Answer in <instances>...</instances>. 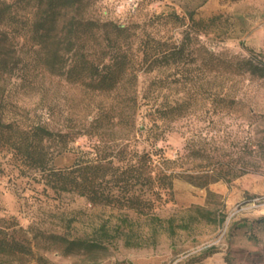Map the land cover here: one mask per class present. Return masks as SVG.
Instances as JSON below:
<instances>
[{
	"label": "rangeland",
	"instance_id": "1",
	"mask_svg": "<svg viewBox=\"0 0 264 264\" xmlns=\"http://www.w3.org/2000/svg\"><path fill=\"white\" fill-rule=\"evenodd\" d=\"M36 1L0 0L11 4L20 59L0 76V228L34 251L0 264H184L212 246L216 253L193 264H264V77L247 62H264V0H85L84 18L127 29L120 55L129 67L112 90L44 66L30 30ZM86 39L85 53L100 61L109 40ZM161 44L168 56L157 59ZM106 55L101 62L111 61ZM37 125L54 132L43 141L53 166L121 148L147 152L175 175L173 194L156 209L161 217L200 205L223 210L225 220L171 235L133 210L57 192L11 144ZM206 177L207 187L196 183ZM102 224L118 235L104 249L66 254L54 236L100 240Z\"/></svg>",
	"mask_w": 264,
	"mask_h": 264
},
{
	"label": "trees",
	"instance_id": "2",
	"mask_svg": "<svg viewBox=\"0 0 264 264\" xmlns=\"http://www.w3.org/2000/svg\"><path fill=\"white\" fill-rule=\"evenodd\" d=\"M84 1L37 0V14L30 28L31 36L38 47L39 57L48 70L73 81L86 82L94 89L112 90L116 88L129 67L125 59L126 54L120 55V40L126 35L127 29L114 22L101 24L93 19L84 18L80 12ZM205 1L201 0L199 5ZM67 10H71L72 15L66 20ZM186 14L190 21L204 24L203 21L195 20L193 9L186 8ZM172 15L179 19L181 24L185 22L186 16L175 11ZM11 18H13L11 4H0L1 77L12 74L20 61L12 52L17 35L10 32ZM217 18L215 16L210 20L213 22ZM98 34L99 37L104 36V39L110 42L106 45L108 47L101 60L106 58V54L111 53V61L95 62L85 53L83 41L86 38H99ZM183 52L184 47H179L177 51L172 52V55L178 60ZM156 54H158L157 59H163L167 58L168 51L161 44L156 49ZM247 62L252 73L264 77V62H255L253 59H247ZM165 114L164 112L162 115ZM20 136L18 142L11 144L22 153L25 163L39 170L46 184L57 192L72 191L86 196L93 203L133 210L138 215L147 216L152 223L158 224L171 235L178 229L189 230L194 223L201 220L212 223H221L225 220L226 214L223 210L200 205L191 206L182 214L161 217L156 209L160 204L168 201V196L173 194L175 175L165 167L155 164L152 156L147 152L130 153L125 148H121L117 153L101 152L95 160L57 168L51 164L53 157L44 150L43 146L44 140L54 136L52 130L44 125H37L32 128V132H21ZM7 141L10 142L9 139ZM217 179L218 177L214 180ZM210 182L206 177L205 181L196 183L207 187ZM209 196H216V193L210 191ZM262 219L264 220V217ZM100 230L102 236L100 240L85 237L69 238L65 235L54 236L63 245L66 254H73L81 250L107 248L108 244L118 236L111 231L108 224H102ZM217 251L215 246L209 247L202 253L201 258H191L184 264H193ZM33 252V246L8 236L0 228V263H3L5 258L33 254Z\"/></svg>",
	"mask_w": 264,
	"mask_h": 264
}]
</instances>
